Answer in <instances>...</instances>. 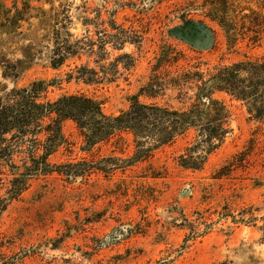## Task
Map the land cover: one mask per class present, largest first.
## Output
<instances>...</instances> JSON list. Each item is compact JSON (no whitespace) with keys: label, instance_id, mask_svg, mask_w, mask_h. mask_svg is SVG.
Returning <instances> with one entry per match:
<instances>
[{"label":"rangeland","instance_id":"1","mask_svg":"<svg viewBox=\"0 0 264 264\" xmlns=\"http://www.w3.org/2000/svg\"><path fill=\"white\" fill-rule=\"evenodd\" d=\"M206 1L0 0V97L55 80L59 84L48 88V100L83 93L98 100L106 114L126 110L132 96L140 103L185 108L188 98L179 100L172 91L149 99L139 89L153 74L171 76L199 63L264 55V38L254 47L243 40L228 48L223 32L206 17ZM238 1L247 6L249 0ZM63 8L68 11L62 14ZM64 16L75 38L98 29L107 36L126 32L138 43L119 52L106 45L105 63L129 54L133 65L124 71L121 64L130 60L120 59L113 82L65 83L68 69L86 58L50 67L48 36ZM166 52L169 58L163 59ZM227 104L232 132L200 170L179 165L188 134L109 177L29 178L21 195L0 212V264H264V123L251 120L238 104ZM61 131L65 144L49 157L51 164L97 160L113 150L101 145L82 151L72 122H64ZM130 152L114 154L125 158ZM2 180L0 198L7 200Z\"/></svg>","mask_w":264,"mask_h":264},{"label":"trees","instance_id":"2","mask_svg":"<svg viewBox=\"0 0 264 264\" xmlns=\"http://www.w3.org/2000/svg\"><path fill=\"white\" fill-rule=\"evenodd\" d=\"M245 3L247 6L238 0H209L204 4L206 17L223 32L228 48H234L243 40L254 47L264 38V0ZM67 11L63 8L60 12ZM70 24L67 16L60 21L56 19L48 36L52 69L58 70L68 61L86 58L84 64L68 69L65 83L74 81L92 86L113 82L120 74V59L130 60L128 64H121L124 71L133 65L134 59L129 54H120L105 63L106 45L110 44L111 49L119 52L125 44L138 43L126 32L107 36L98 29L93 35L86 33L75 38L69 32ZM161 56L169 58L167 52ZM180 69L171 76L153 74L139 89V94L156 99L172 91L179 100L188 98L190 101L182 109L156 102L140 103L132 96L126 110L106 114L98 100L83 93L48 100V88L59 84L55 80L33 82L0 97V187L4 185V177L8 195L7 200L0 198V212L5 210L6 202L21 195L31 177L53 173L66 180L86 179L92 174L109 177L114 171L131 167L188 134L192 137L184 154L178 157L179 165L200 170L207 157L232 132L227 102L238 104L251 120L264 123V55L227 64L199 63ZM67 121L78 131L82 151L89 152L101 145H109L113 150L97 160L51 164L49 157L65 144L61 129ZM126 148H131L129 156H115V149L123 154ZM262 235L264 238V224Z\"/></svg>","mask_w":264,"mask_h":264}]
</instances>
